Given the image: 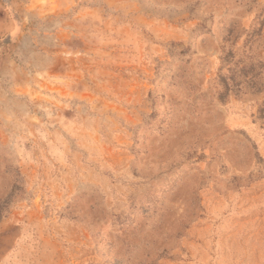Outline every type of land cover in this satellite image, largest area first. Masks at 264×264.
<instances>
[{
	"label": "rangeland",
	"instance_id": "obj_1",
	"mask_svg": "<svg viewBox=\"0 0 264 264\" xmlns=\"http://www.w3.org/2000/svg\"><path fill=\"white\" fill-rule=\"evenodd\" d=\"M0 264H264V0H0Z\"/></svg>",
	"mask_w": 264,
	"mask_h": 264
}]
</instances>
